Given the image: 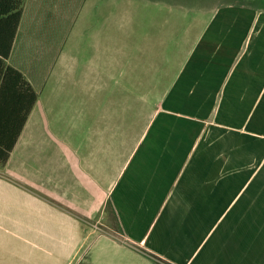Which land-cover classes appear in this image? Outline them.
<instances>
[{
	"label": "crops",
	"instance_id": "1",
	"mask_svg": "<svg viewBox=\"0 0 264 264\" xmlns=\"http://www.w3.org/2000/svg\"><path fill=\"white\" fill-rule=\"evenodd\" d=\"M55 4L26 0L7 61L38 99L0 164V264H77L104 237L140 264H264V7L200 13L178 61L151 50L161 57L145 64L121 27L114 46L100 33L82 50L69 32L59 48ZM175 17L186 38L194 17ZM59 67L65 110L42 98L46 69Z\"/></svg>",
	"mask_w": 264,
	"mask_h": 264
},
{
	"label": "rangeland",
	"instance_id": "2",
	"mask_svg": "<svg viewBox=\"0 0 264 264\" xmlns=\"http://www.w3.org/2000/svg\"><path fill=\"white\" fill-rule=\"evenodd\" d=\"M90 1V3L87 2L88 4H83L79 1H76V4H71V1L68 0H56V4L52 7L49 14V23L55 35L57 34L58 36L59 48L65 47L62 43L66 40L65 38L69 32H75L77 34L80 40L77 46L82 50L96 47L93 44H97L98 41L103 40L102 38L98 39L100 33H102L104 40L107 41V45L114 46V29L118 31L119 27H121L123 45L126 46L127 50L130 48L129 46H131L133 50L136 49L138 51V53H136L138 63L144 62L145 64L158 62L161 57V55L151 54V50L160 53L162 50L165 51L167 49V52H170V56L169 54H164L165 61H169L170 58L173 63L178 61L181 54L179 55L177 51L173 52V50L181 48L182 46H189V38L194 37L193 33L197 31L200 20L203 19V16H199L200 13L209 15L217 5L225 2H242L264 7V0ZM176 15L186 16L187 18L194 17L195 19L193 24L191 23L192 20L189 22L190 26L187 23L189 28L185 26V29H187L186 38L184 36L179 37L177 33L180 27L179 23L175 22V24H173V19L176 20V17L174 18ZM114 16H116L115 23ZM167 19L170 20L169 26H164V28H162ZM89 43L91 45H89ZM180 43H182V46L178 45ZM90 57L91 55L85 52L80 54L82 62L89 60ZM135 63H137V59ZM172 67L173 66L165 70L162 76L163 83L171 78L172 73L170 72L173 70ZM82 70V67L80 69L78 68L76 77L81 78ZM63 74L64 72L60 67L56 69V72L49 69L45 71L43 79L48 77L53 78L50 80L45 79L47 86L45 87L42 98L47 108L51 106L54 110H65V94L66 89L69 87L65 85V79L62 77ZM164 88L165 86H138L137 91L140 95L145 94L148 89L149 94H156L159 93V91L161 92ZM51 95L59 96L62 99L58 102L57 106H54L52 102H48V98L46 97ZM40 106L42 105L40 104ZM45 120L47 122H63V124H66V119L64 117L57 118L47 116ZM258 187L264 190V182L259 183ZM117 250L118 249L113 245L106 242L104 237L98 244H93L86 252L81 262L77 264H140L119 250L117 253Z\"/></svg>",
	"mask_w": 264,
	"mask_h": 264
},
{
	"label": "trees",
	"instance_id": "3",
	"mask_svg": "<svg viewBox=\"0 0 264 264\" xmlns=\"http://www.w3.org/2000/svg\"><path fill=\"white\" fill-rule=\"evenodd\" d=\"M25 3L26 0H0V124L5 126L0 131V164L7 162L38 99L25 76L7 63Z\"/></svg>",
	"mask_w": 264,
	"mask_h": 264
}]
</instances>
